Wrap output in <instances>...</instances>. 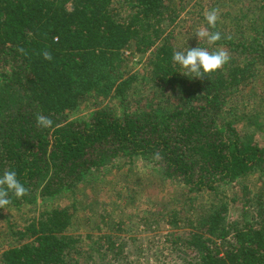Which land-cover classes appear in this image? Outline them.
Segmentation results:
<instances>
[{
    "label": "trees",
    "instance_id": "1",
    "mask_svg": "<svg viewBox=\"0 0 264 264\" xmlns=\"http://www.w3.org/2000/svg\"><path fill=\"white\" fill-rule=\"evenodd\" d=\"M240 1L232 15L222 0L194 6L202 28L206 12L219 10L222 39L210 50L223 48L231 59L210 79L192 80L171 63L173 50L186 48L170 29L179 0H0V175L16 170L29 190L0 211L72 195L92 173L138 158L186 190L181 209L139 216L141 230H188L186 238L163 235L160 252L176 258L160 264H264V190L252 195L244 184L264 177V143L220 120L238 109L241 89L264 90V0ZM192 39L188 47L208 46ZM137 55L142 75L128 65ZM148 83L168 110L127 100ZM38 115L52 127L40 128ZM232 183L248 196L235 219L221 187ZM75 212L53 206L23 221L0 264H95L93 246L105 251L102 264L127 259V242L114 235L69 234ZM161 218L170 220L161 225ZM105 219L99 231H123L124 223L111 222L115 229Z\"/></svg>",
    "mask_w": 264,
    "mask_h": 264
},
{
    "label": "rangeland",
    "instance_id": "2",
    "mask_svg": "<svg viewBox=\"0 0 264 264\" xmlns=\"http://www.w3.org/2000/svg\"><path fill=\"white\" fill-rule=\"evenodd\" d=\"M222 1L227 3L230 15L235 13L238 3L241 2L240 0ZM242 1L246 4L248 2V0ZM206 4L204 0H179V3L176 4L177 17L170 29L175 28V34L180 32L183 35L181 41L184 42L186 47L196 44L194 39L191 40V37L196 35L197 30L202 28L197 25L198 19L202 16L196 13L194 6L204 7ZM189 25H192L194 30L186 33ZM195 40L199 42L197 39ZM128 65L132 67L131 70L129 69L130 72H138L140 75L144 72V70L142 71L143 61L141 56L133 57L129 60ZM252 88L241 89L240 92H237L238 96L235 97V103L238 104V109L222 115L220 120L224 124L229 123L234 127L236 126L246 137L255 138L264 143V90H261L259 84ZM154 93V85L148 83L135 88L127 96V100L132 105L139 102L148 106H161L162 111L168 110L170 105L165 104L157 96L155 97ZM113 106L115 105L113 104ZM103 170L96 171L86 177L79 183L72 195L64 192L44 200L37 198L19 211L2 209L0 211V255L4 249L15 245V239L11 235V231L20 228L23 221L36 216L40 210L71 204L75 206L76 212L69 234L81 236L85 234L94 236L110 234L127 242V259L114 264H160V261L175 259V256L168 258L166 254H162L164 252H160L162 248L166 247L163 235L176 232L183 234V237L186 238L188 230L179 228V230L173 231L166 225L165 228L154 233L145 228L141 230L139 216L143 214L150 217V213L163 214L164 216L173 206L177 210L181 209L183 201H181L182 196L180 195L183 193L184 196L186 190L175 183L163 180L158 173H154L155 170L152 169L149 163H145L138 158L133 161L114 162ZM244 184L248 187L246 193L249 191L254 194L259 193L264 190V177L262 178L258 173H255L249 176ZM221 187L225 193L224 199L229 210L228 218L235 219L239 217L243 211L248 209L243 206L248 196L238 183ZM223 192L222 194H224ZM200 202L210 205V198L204 197ZM101 216H104L105 220L109 216V225L115 229L116 227L111 222L118 223L120 221L124 223L121 226L123 231L114 233L107 231L105 228H101L99 231L98 224ZM7 217L8 221L6 220ZM160 220L161 225H164L170 219L161 218ZM149 245L154 246L152 250L148 248ZM139 248L143 251H140ZM91 252L93 253V262L102 264L100 260L105 251L101 250V253H98L97 247L93 246ZM143 256L144 259H142ZM175 261L178 262V260Z\"/></svg>",
    "mask_w": 264,
    "mask_h": 264
},
{
    "label": "clouds",
    "instance_id": "3",
    "mask_svg": "<svg viewBox=\"0 0 264 264\" xmlns=\"http://www.w3.org/2000/svg\"><path fill=\"white\" fill-rule=\"evenodd\" d=\"M220 19L219 10L213 8L206 12V28L197 30L195 38L206 41L208 46L177 48L171 55V63L182 72L183 76L196 79H210L230 62L229 53L223 48L210 50V46L222 39L221 32L216 30ZM21 53L23 49L19 50ZM44 59L51 60L50 53H43ZM37 125L42 129L52 127L53 121L44 116H37ZM28 188L19 180L16 170L9 169L0 175V208L9 206L13 198L21 199L28 194Z\"/></svg>",
    "mask_w": 264,
    "mask_h": 264
}]
</instances>
